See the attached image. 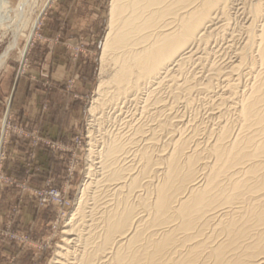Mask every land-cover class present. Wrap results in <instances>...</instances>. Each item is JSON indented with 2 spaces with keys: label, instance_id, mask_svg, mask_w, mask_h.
I'll return each instance as SVG.
<instances>
[{
  "label": "bare ground",
  "instance_id": "6f19581e",
  "mask_svg": "<svg viewBox=\"0 0 264 264\" xmlns=\"http://www.w3.org/2000/svg\"><path fill=\"white\" fill-rule=\"evenodd\" d=\"M236 1L111 0L91 114L96 121L126 103L140 111L103 145L90 129V180L50 264H264V0L241 1L251 19L231 29ZM35 2L0 0V28L14 37L0 68ZM230 29L245 35L224 45L234 57L210 60L211 40ZM246 67L253 81L242 89ZM196 96L222 109L208 110L213 120L234 114L207 145L174 112Z\"/></svg>",
  "mask_w": 264,
  "mask_h": 264
},
{
  "label": "crops",
  "instance_id": "0c3cea01",
  "mask_svg": "<svg viewBox=\"0 0 264 264\" xmlns=\"http://www.w3.org/2000/svg\"><path fill=\"white\" fill-rule=\"evenodd\" d=\"M49 17H57L52 34L59 39L49 46L45 56L34 59L37 75L15 82L10 112L27 129L40 135L67 142L81 132L86 115V97L92 88L96 70L98 29L102 26L103 0H59ZM82 46V47H81ZM86 46V48H85ZM85 49H84V48ZM43 57V58H42ZM45 59V60H43ZM7 171L20 180L39 186L46 179L54 183L65 175L66 155L48 147L34 149L30 140L12 136L8 145ZM31 158H30V155ZM31 162L26 173L25 164ZM13 205L18 206L11 218ZM41 209L32 193L4 188L0 198V227L31 230L35 236L49 230L51 214ZM3 239V238H2ZM5 245V250H9ZM25 253V249L18 252ZM9 253L6 254L8 257ZM11 261H13L11 259ZM8 262V261H7Z\"/></svg>",
  "mask_w": 264,
  "mask_h": 264
},
{
  "label": "rangeland",
  "instance_id": "374dc122",
  "mask_svg": "<svg viewBox=\"0 0 264 264\" xmlns=\"http://www.w3.org/2000/svg\"><path fill=\"white\" fill-rule=\"evenodd\" d=\"M9 1L13 7H17L19 2H20V0H9ZM58 1L59 0H36V2L27 10L28 11L27 12V17H28L27 18V24L25 27H23L21 29V31H20L21 34L19 33V36H18L19 39L17 38V46L14 47V49H12L9 56L5 60V64L2 65V67L0 68V133H1V129L3 127L2 126L3 121H4V118L6 116L7 111H9V113H11L10 112L11 96H12V92H13V88H14L16 80L18 78L25 77V76L32 77V74L37 75L33 71H41L42 68L41 67L40 68L35 67L34 59H36L38 57L41 58V56L44 57L46 52H48V50H50L49 46L53 47V45L55 43H57V41L59 39L58 36H54L52 34L54 27L57 26L59 23L58 19H57L58 14H57V17H54V18L49 17L50 12L53 11V8L56 6L57 3H59ZM237 1L236 2L239 3L238 4L239 6L236 5L235 8L232 10L233 16H232V20H231L232 22H231V26H230L231 29L232 28L234 29L236 27H237L236 29H238V27L243 26L244 24L249 22L251 19V17L248 16L249 13L247 11H246L247 13L245 14V12L243 13V9L241 10L240 8H238V7H241L243 5L240 3L243 0H237ZM110 2H111V0H103L102 18H101L102 19V26L98 29V37H97L98 40H97V44H96L97 45L96 46V48H97L96 70H95V74H94V81H93L92 88L86 97V111L87 112H86V115L84 117L83 129L81 130V132L79 134L75 135L72 140L64 142V143L68 144L70 147L69 149H71V151L62 152L67 156L65 159V164H64V168H65L64 178L63 179L61 178L59 180L60 183H56V182L54 183V181L52 179H46V180H44V183L42 185L32 186L29 183V180H20V179L16 178L15 176L11 175L10 173H8L7 162L10 159L8 157V152H7V158L3 162V165L0 169V175H3L4 177L9 176V177L15 178L19 182L20 185H21V183H23V184L26 183L27 185H29V187H33V188H41V187L45 186V184L47 183L48 180H52L54 184L59 186L61 189H65L67 191L68 196L72 201V205L70 206L69 209H67V213L65 215H62V214L57 212L58 210L56 211L55 209H53L51 207H41L37 203L38 207H40L41 209H49L51 211L50 212L51 221L49 223V230H48V233H46L47 236L45 238H42L45 235H40L39 237L35 236V234H33V232L29 229L28 230H18V229L11 227V226H8L5 228L0 227V264H50V262L54 259L55 255L57 253V250L60 248L61 245H64V243H65V237H66L65 230L68 227H70V226H68L70 214L74 210V208L76 207L77 197H78L83 185L87 181L90 180V178H89V176H90V174H89V171H90V157H89L90 144L89 143H90V137H91L90 136L91 135L90 129L92 130V127H93L92 133H94V135L99 138L98 142L101 145H103V143H105V141L109 140V137L111 138V136L114 133H116L118 130L120 131L121 128H122L121 131H123V129L126 130L127 126H122V124L124 123L123 121H125L126 117L129 118V115L132 112L137 111L136 107H134V105L130 104V103L124 104L122 106L123 110H118V112L110 110V108L108 107V108H105L106 109L105 114H100L101 116L99 117V119H96V121H95V119L93 118V116L91 114V110H90L91 105H92L94 98L96 96L97 86L99 83L98 77H100V54H101L102 43H103L106 31H107V27H108V20H109V13H110ZM234 11H235V13H234ZM247 18H248V20H247ZM241 23L243 25H241ZM232 25L235 27H232ZM24 28H26V29H24ZM231 29L228 30L227 34H225L224 36H219L220 41L217 38H213L214 39V40L212 39L213 42L211 40L210 47L213 49V51H212L210 60H213V61L215 60L216 62H224V63L230 62V60H232V57H234V54H232V52H230L226 48V46H228V44L231 43L233 38H235V36H233V38H232V36L229 35L232 32ZM6 30H8V28L7 29L5 27L0 28V58L2 57L3 52H5L7 47L10 45L11 41L14 40L12 30L11 29H9L8 31H6ZM240 31H235L234 35H236L237 32H239V33H237V35L240 34L241 33ZM1 35H4V36L1 37ZM240 36L244 40L245 35L243 36V34H241ZM241 37L239 38V36H238V38H237V36H236L235 39L237 41L236 42L237 44H240L243 41ZM230 38H232V39H230ZM215 39H217L219 42L217 40L215 41ZM223 39L226 41H224ZM238 39H240L241 41ZM214 42H215V44H214ZM227 42H228V44H227ZM219 43H220V46H219ZM224 45H226V46H224ZM85 48H86V46H85ZM43 60H45V59H43ZM246 68L248 69V67H246ZM247 69H244V71H243V75L244 76L246 75L245 77H247V78H245L243 75L241 76V88L242 89H245L246 87H248V85L253 81V73L248 72L249 69L248 70ZM245 70H247V71H245ZM250 75H251V77H250ZM248 78H249V81H247ZM242 79H244L246 82ZM196 97H195L196 99L194 98L195 100L193 99L190 106L189 105L187 106V104H185L186 101H184V100H182V102L180 101L181 103L178 102V104L175 106L176 108L174 107V112H175V114H181L182 116L184 115L182 117L184 120L187 119V120H185V122L186 123L188 122V123L187 124L184 123L186 126V130H185L186 134L193 136L195 129L198 128V133L196 132V135H198V136L195 135L196 138L195 137L194 138L197 140H199V139L202 140L200 145H203V143H204V145H207L206 143L208 142V138H209V141H210V138L212 140V135H210L209 132L214 131L216 128L218 129V127L221 125V124H219L220 122L225 123L227 120L230 121L231 119H233L234 114H233V112H231V113L227 112V114L225 113L223 115V114H219V112H218V114L216 113V115L217 116L221 115V116H219L221 118H219L215 115L214 116L215 119L216 120L218 118L219 119L217 121L215 119L213 120V118H211L212 115H209L210 112H208V110L212 111L214 109L215 111H218V109L220 107L218 108L217 104L213 102V99H211V98L207 99L208 96L203 97V98L202 97L199 98L198 96H196ZM198 99H200V100H198ZM201 100H203L202 101L203 103L201 102ZM207 100L208 101L211 100L210 101L211 103L210 102L207 103L208 102ZM196 101H197V104H196ZM204 101L205 102L207 101V102L205 103ZM212 103H213V105H212ZM202 104H204V105H202ZM205 104H208L207 108H206ZM199 105H200V107H199L200 111L198 110ZM212 107H214V108H212ZM134 108H135V110H134ZM194 108H195V110H194ZM192 109H193V111H192ZM124 110H126V112ZM183 110H185L186 112H184ZM219 110L221 111L222 109L220 108ZM119 111L122 113H119ZM139 111L140 110L137 111V114H139L138 113ZM191 111L193 113H191ZM197 112H198V114H197ZM185 113L187 116L185 115ZM188 113L189 114L191 113V115H188ZM11 114L13 116L12 117V119H13L12 124H25L24 121H17L16 118L14 117V114L13 113H11ZM203 114H205V115H203ZM230 114H231V117L229 116ZM125 115H127V116L125 117ZM208 115H209V117H208ZM189 116H192V117L190 118ZM194 116H195V118H194ZM114 117H115V119H113ZM207 117H208V119L206 120ZM104 118H106V119L104 120ZM117 118H119V119H117ZM190 119H191V121H190ZM199 119L202 120L201 124L199 123L200 122ZM209 119H212V120H209ZM92 120L94 122H92ZM107 120H109V121H107ZM113 120H114V122L112 123ZM115 120H117V121H115ZM192 120L193 121L195 120L196 123H195V121L193 123ZM198 120H199V122H198ZM205 121H207L209 123V125H207L208 124L207 122H206L207 124L203 123ZM213 122H214V124H212ZM216 122L217 123L219 122V123L217 124ZM103 123L105 125L104 128H102ZM190 123H191V125L192 124L193 125L192 126L189 125ZM106 124H108L109 127ZM194 124H196V125H194ZM202 124H204V125H202ZM113 125H114V127H113ZM119 125L122 127L120 128ZM123 125H125V124H123ZM214 126L215 127L218 126V127L214 128ZM115 127H116V129H115ZM202 127H204V128H202ZM110 128L112 129V131ZM210 128H211V130H210ZM95 129H97V130L95 131ZM105 129H107V130H105ZM113 129H115V130H113ZM207 129H209V130H207ZM236 129L234 128L233 132L236 133L237 132ZM192 130H193V132H192ZM103 131H104V133H103ZM105 132L107 133L108 138L105 137L106 136ZM110 132H113V133H110ZM110 134H112V135H110ZM12 136H15V135L12 134ZM77 136L80 138V143H79V141H75V138ZM199 136L202 138H200ZM11 137L9 138L8 143H7V147H6L7 151H8V145L10 143ZM101 139H102V141H104L105 139L106 140L101 143V141H100ZM195 139H194V141H195ZM165 140L168 141V137ZM203 141H205V142H203ZM61 142H63V141H61ZM194 143L195 142H193V144ZM50 149H52V148H50ZM54 151H56V150H54ZM72 157L74 158L73 163L71 165L73 167V175H72V178L67 179L66 175H67L68 168L70 166L69 162H70ZM30 164H31L30 161H27L25 164V172L26 173L32 168ZM96 166L98 167V165H96ZM97 167H96V170L98 171ZM98 177H101V176L99 175ZM97 184H98L97 182L94 183V185H95L94 188L96 187ZM4 188H16V189H21V190H24L25 192H28L26 189L18 186L16 183H14V184L7 183L5 179H0V198H1L2 190ZM28 193H30V192H28ZM34 199L36 200L35 196H34ZM15 206L16 205H13V207L11 209V212H10L11 218H13L15 213L17 212V211L16 212L14 211ZM17 210H18V208H17ZM14 235H18V236H14ZM24 236L27 237L28 239H30L31 242L24 241V239L22 238ZM5 245L9 247L8 251L5 250ZM24 249H25V253L21 252L19 254L21 256H18V252L22 251ZM7 253H9L8 257H6ZM11 259L13 261H11Z\"/></svg>",
  "mask_w": 264,
  "mask_h": 264
},
{
  "label": "built area",
  "instance_id": "2783aa9c",
  "mask_svg": "<svg viewBox=\"0 0 264 264\" xmlns=\"http://www.w3.org/2000/svg\"><path fill=\"white\" fill-rule=\"evenodd\" d=\"M12 117H13L12 114L9 113V111H7L3 121V125H2L3 127L0 133V169L3 165V162L7 158L6 147L8 140L12 136V134L17 136L18 138L30 140V145L34 149H37L38 147L41 146H46L59 152L71 151V149H69L70 147L68 144L61 141L46 138L40 135L37 131H30L29 129H27V126L25 124H12L13 122ZM75 141H79L80 143V138L77 136L75 138ZM31 156H33L32 153L30 155V158ZM73 159L74 158L72 157L69 162L70 166L68 168L66 175L67 179L72 178L73 175V167L71 166L73 163ZM0 179H5L7 183H12V184L16 183L18 186L32 193L33 196H35L39 206L51 207L56 211L58 210L57 212L62 215H65L67 213V209H69L70 206L72 205V201L69 198L67 191L65 189H61L59 186L54 184L52 180H48L45 186L41 188H33V187H29V185H27L26 183L25 184L21 183L20 185L15 178L9 176L4 177L3 175H0ZM17 208L18 206L16 205L14 207L15 212L17 211ZM14 236H18V235H14ZM22 238L24 239V241L31 242L30 239H28L25 236Z\"/></svg>",
  "mask_w": 264,
  "mask_h": 264
}]
</instances>
